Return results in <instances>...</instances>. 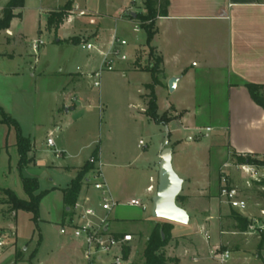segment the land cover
Listing matches in <instances>:
<instances>
[{"label": "rangeland", "instance_id": "1", "mask_svg": "<svg viewBox=\"0 0 264 264\" xmlns=\"http://www.w3.org/2000/svg\"><path fill=\"white\" fill-rule=\"evenodd\" d=\"M135 1L133 4L132 0H88L90 8L96 9L99 5L100 10L109 14L106 16L92 12L82 15V11L76 10L73 4L74 8L68 12L66 20L72 24L74 32L62 29L57 37V33L48 29V16L63 8L67 0H27L24 9L20 11L21 17L13 19L9 29L11 32H0V107L18 122L22 134L35 145L36 165L24 171L23 175L36 177L40 191L49 192L41 201L37 222L27 212L16 213L13 222L17 227V244L11 254L2 258L0 264H89L84 238L75 237L76 217L73 215L72 220L66 217L64 231L58 222L61 215L65 214L62 190L76 177V167L86 162L85 167L96 153L102 154L105 164H113L116 160L117 167L106 165L104 169L107 175L114 176L116 181L120 180L122 200L134 196L143 198L141 192L145 188L146 176L140 172L157 162L167 131L171 134V148L175 147L176 140H183L184 146L178 148L182 154L180 163L194 162L197 170L199 163L206 157L204 148L219 141L218 137L227 138V132L217 129L218 122H223L224 117L213 116L212 113H223V110L227 112L228 103H200L203 106L200 113L197 110L199 102L190 97L196 94L197 87L190 86L185 90L171 92L169 86H165V77L161 78L163 84L156 87L155 95L159 115L166 113L170 124L157 125L145 114L150 94L146 86L152 83L151 74L122 70V66L132 67L137 56L141 57L142 66L150 63L149 50L145 48V31L135 30L131 20L126 19L131 16L127 9L129 6L133 7L130 11L136 14L145 12L144 0L143 3L142 0ZM8 2L0 0V17ZM102 20H106L103 28ZM101 29L102 39L94 40L100 39ZM73 34V39L78 43L63 40ZM61 37L62 41L58 43ZM114 37L126 41L127 46H116L120 55L115 56V48L110 56L114 71H103L101 86L96 88L91 74L103 68L104 54L109 53ZM35 42H42L43 45L35 49ZM89 44L94 46L93 51H87L86 46ZM122 56L126 57L125 61ZM68 83L71 85L68 86ZM174 107L188 108L190 113L180 122V114ZM210 107L211 112L208 110ZM198 116L200 118H196ZM186 126L190 128L189 131L184 129ZM208 127L213 128L212 131H207ZM188 137L194 138V144L190 147L185 146ZM48 138L55 141V148H47ZM140 141L146 144L145 148L138 147ZM16 144L15 127L0 124V188L10 189L18 198L28 200L17 169L19 154ZM55 149L61 156L56 155ZM39 162L43 164L39 165ZM231 163L230 159L228 164ZM178 164V159H174L173 168L181 177ZM239 175L242 178L238 183L243 187L237 185L238 188L244 190L250 199L254 198V183L244 178L243 173ZM89 180L92 184L95 182L92 175ZM230 181L232 183L231 178ZM155 182L157 186L158 178ZM86 192L84 187L81 197ZM88 194H95L93 187L88 189ZM4 200L3 194H0V221L11 218L6 213L8 207L3 203ZM100 203V197L97 196L90 206L97 208L98 215L103 216L105 213L101 212ZM179 205L186 206L183 190ZM196 205L200 210L210 207L208 203L202 202ZM210 205L219 207V214L224 213L221 216L222 223L230 231L231 222H226L225 217L231 214V208L219 195ZM113 211L114 214H110L109 218L118 215L125 221L111 224V229L119 228L134 234L129 244L132 254L126 264H145L143 252L147 237L155 225L164 221L152 217L151 202L145 211L130 207H117ZM134 217L138 220L128 221ZM194 222L188 225L173 224L171 240L164 249L167 257L178 255L184 263L195 264L192 261L194 253H186L183 248L177 251L181 245H187L193 240L198 247V254L206 261H212L211 249L206 244L203 230L197 229L193 236ZM218 238L219 232L215 229L210 235L211 244ZM226 250L231 249L215 248L216 253ZM15 251L17 260L24 258L26 262L16 263ZM114 253L118 252L102 254V261L95 260L92 264H113ZM214 259L217 261V258ZM260 263L252 254L237 252L231 253L229 262ZM217 264L220 263L217 261Z\"/></svg>", "mask_w": 264, "mask_h": 264}, {"label": "crops", "instance_id": "2", "mask_svg": "<svg viewBox=\"0 0 264 264\" xmlns=\"http://www.w3.org/2000/svg\"><path fill=\"white\" fill-rule=\"evenodd\" d=\"M69 1L67 0L66 3ZM169 2L167 16L160 17L156 21L157 33L152 42V46L163 58L165 86H168L172 78H176L178 81L175 91L178 89L185 90L190 86L197 87L196 94L190 97L191 100L199 102L197 110L200 113L203 107L200 103L208 102L214 103V105L216 103H228L227 112L226 110L222 111L224 114L220 111L219 113L218 111L212 113L213 116L224 117L223 122H218L217 129H223L227 132V138L221 139L218 137L219 141L208 144L204 148L203 151L206 152V157L199 163L198 170L195 169L194 162L180 163L182 160L179 161V159H182V154L178 151V148H182L184 143L182 139L174 142L175 147L172 148L173 160L178 159V172L184 181L183 192L186 197V206H184L185 208L182 206V208L189 214L190 222L195 221L193 236L197 233V229L203 230L212 257L215 248L216 250L227 248L231 249V253L252 254L260 260V264H264V233L259 234L255 224H253L254 220L264 224V217L261 216V211H264V186L254 183L255 190L253 193L256 196L252 199L246 195L244 190L239 188L248 202V209L244 213H240L231 208V214L232 211H235L252 224L245 232H240L235 228L237 223L233 220L231 214L227 218L225 217L226 222H231V230H227L223 225L224 223H222L221 216L224 213L219 214V207L215 208L210 205L214 198L219 195L222 172L229 175L232 184H235L234 186L243 187L242 184L239 185L238 183L242 178V175H239L241 172L232 166L235 165L231 157L233 153L264 158V109L252 99L246 87L247 85L262 86L264 98V0H169ZM132 3L135 4L136 1L132 0ZM74 5L76 10H81L84 13L92 12L103 16L109 15L100 10L99 5L96 9L90 8L88 0H75ZM127 9L133 17L134 12L130 11L133 10V7L129 6ZM101 22L103 28L106 20ZM130 22L134 25L135 30H140L134 20ZM63 23L64 25L60 26V30L67 29L74 32L71 29L72 24L70 22L65 20ZM8 31L11 32V30ZM102 32L103 29L100 30V39L94 40L100 41ZM73 37H75L74 34L72 37L63 38V40L78 43L79 41L74 40ZM60 41H62V37L58 40V43ZM122 68L124 72L128 70L138 71L134 66L130 68L122 66ZM68 84V86L71 85ZM224 106L226 107V104ZM174 108L180 114V122L190 113L188 108ZM68 110L70 111L71 108H68ZM208 110L211 112L212 107ZM200 116L196 118H200ZM184 129L186 131L190 130L187 126ZM206 129L212 131L213 128L208 127ZM193 144L194 138L188 137L185 146L190 147ZM34 150L35 145H33V155ZM230 159L231 166L224 167ZM90 161L95 162L94 170L101 168L108 191L115 200L123 203L131 199H140L147 207L149 202L152 203L155 187H157L155 180L159 174V156L154 166L150 165L140 172V174L146 176L145 188L141 192L143 198L134 196L124 200L121 197L120 180L116 181L114 176L107 175L104 169L106 165L117 167L116 160L113 161V164H105L102 154L98 155L96 153ZM85 163L77 166V171ZM38 164L42 165L43 163L39 162ZM242 180L244 181V179ZM84 187L87 192L83 197L80 194L78 202L91 207L90 204L93 203L95 197H100V194L93 189L95 194L89 196L88 189L92 188V185L85 184ZM124 187L122 185V189ZM150 187H153L152 191H149ZM201 202L208 203L210 207L200 210L196 204ZM64 208L63 202V210ZM95 209L98 213L99 210ZM114 211L112 210L109 214L105 213L103 215L108 217L107 232L115 236L128 234L133 236L134 234L130 231L119 228L111 229V224L125 221L124 218L121 219L118 215L109 218V215L114 214ZM198 216L201 218L199 219ZM131 220L137 221L138 218L128 219V221ZM9 221L10 217L0 222L7 224ZM65 222V214H62L60 222H58L62 231H64ZM215 229L219 232V238L212 245L210 235ZM11 242H15L14 246ZM11 242L0 255V262L3 257L12 253L13 247H16V239ZM182 248L185 249L186 253H194L192 261L196 262L195 264H217L214 257L213 259L211 257V262L202 258L198 254V247L193 240L187 245H181L177 248V251ZM16 254L17 251L14 253L15 258ZM174 258L179 260L178 264H186L182 257L176 255ZM26 260L24 258L23 260H17L16 258L15 261L21 263L26 262ZM92 263L89 262V264Z\"/></svg>", "mask_w": 264, "mask_h": 264}, {"label": "trees", "instance_id": "3", "mask_svg": "<svg viewBox=\"0 0 264 264\" xmlns=\"http://www.w3.org/2000/svg\"><path fill=\"white\" fill-rule=\"evenodd\" d=\"M27 0H9L7 5L3 8L0 17V32L10 29L11 23L14 18L21 17L20 11L24 9ZM75 0H70L59 11L51 12L48 17V29L57 33L60 30V26L66 20V16H69V11L74 7ZM169 0H144V13L136 14V17L129 16L130 20H134L140 29L146 33L145 48L149 50L148 66H142V60L140 56L135 58L133 64L134 68L138 71L148 72L152 76V83L147 85V89L150 91L149 100L147 103V109L145 114L157 125L168 126L170 121L166 117V113L159 115L157 98L155 95V88L162 85L161 78L164 77L163 58L160 54H157L155 48L152 46V42L157 33L156 21L160 17H166L168 14ZM61 42V41H60ZM250 92L252 99L264 109V98L262 94L263 87L257 85L246 86ZM1 119L0 124L15 127L17 131V149L19 154V160L17 169L20 173L22 185L28 200H22L10 189L0 188V194H3L5 200L3 203L8 207L9 215L12 212H27L32 215V220L37 222L39 219V208L43 198L49 193L48 191L41 192L39 181L36 177L24 176L23 172L30 167L36 165L35 157L33 155L32 141L22 134V130L18 122L2 110L0 107ZM171 137V134L169 135ZM232 162L236 165L251 164L264 167V158L255 157L252 155H238L232 154ZM95 162L89 161L85 167L77 172L76 177L71 181L69 186L62 190L63 202L65 207V219L69 217L71 220L74 215V207L78 202L82 188L89 180V174L94 171ZM264 186V181L259 184ZM180 203V196L177 199ZM233 220L237 223L235 227L240 232L247 231L252 224L240 214L232 211L231 214ZM174 223L164 221L161 224H157L149 235L146 246L143 252L145 264H178L177 258H169L166 256L164 249L171 240V231ZM117 236V235H116ZM132 253V248L126 245L122 248L123 260L128 261Z\"/></svg>", "mask_w": 264, "mask_h": 264}, {"label": "built area", "instance_id": "4", "mask_svg": "<svg viewBox=\"0 0 264 264\" xmlns=\"http://www.w3.org/2000/svg\"><path fill=\"white\" fill-rule=\"evenodd\" d=\"M81 14L84 15L85 13L82 12ZM40 45H43V43L35 42L34 48L38 49ZM117 45L122 47L127 46V42L120 40L117 37L112 39L109 53L104 54L103 68L91 74L92 79L95 80L94 87L99 88L101 86L100 79L103 71H114L110 56ZM86 49L87 51H93L94 46L89 44L86 46ZM119 55L120 51L116 48L115 56L117 57ZM122 60L125 61L126 57L122 56ZM210 130L211 129H207V131ZM47 147L51 149L55 148V141L52 138L47 139ZM139 147L145 148L146 144L143 141H140ZM55 153L56 155L61 156V153L56 149ZM230 166L231 165L226 164L224 167L227 168ZM232 166L243 173V176H245L249 182L261 184L264 181L263 166L251 164H235ZM91 175L95 182L92 184L91 180H88L87 184L92 185L93 189L100 194V208L104 213L109 214L117 207L139 208L143 211L147 210V205L140 199H131L123 203L115 200L108 191L101 168L94 170ZM152 190L153 187H150L149 191ZM219 196L222 201L233 210L244 213L248 209V202L245 199L243 192L231 183L229 175L226 172L221 173ZM74 212L77 219L75 237L84 238L86 245L85 254L88 262H93L95 260L102 261V254L110 255L114 251H117L118 253L112 255L113 264H126L128 262L123 260L122 248L132 242V235L115 236L109 234L107 232V215L99 216L96 209L93 207L84 206L77 202L74 207ZM10 216V221L7 224L0 226V255L9 246L10 241L14 240L17 236V228L13 222L16 217V212H12ZM261 216L264 217V211H261ZM253 224H255L256 230L259 234L264 233V224L260 223L258 220H254ZM212 255L214 258H217V261L220 264H229L231 259V252L228 250L218 253L214 251L212 252Z\"/></svg>", "mask_w": 264, "mask_h": 264}, {"label": "water", "instance_id": "5", "mask_svg": "<svg viewBox=\"0 0 264 264\" xmlns=\"http://www.w3.org/2000/svg\"><path fill=\"white\" fill-rule=\"evenodd\" d=\"M133 17L135 18L136 14L133 13ZM177 81L176 78L169 81L168 86L171 92L175 90ZM169 135L167 131L165 143L159 153L158 185L152 198V217L174 224L188 225L190 216L177 202L183 190L184 181L173 168V149L169 146Z\"/></svg>", "mask_w": 264, "mask_h": 264}]
</instances>
